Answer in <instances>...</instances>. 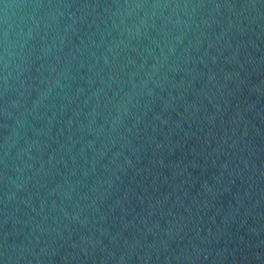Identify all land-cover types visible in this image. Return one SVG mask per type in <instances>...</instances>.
<instances>
[{
  "label": "water",
  "instance_id": "obj_1",
  "mask_svg": "<svg viewBox=\"0 0 264 264\" xmlns=\"http://www.w3.org/2000/svg\"><path fill=\"white\" fill-rule=\"evenodd\" d=\"M0 264H264V0H0Z\"/></svg>",
  "mask_w": 264,
  "mask_h": 264
}]
</instances>
